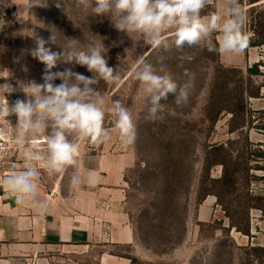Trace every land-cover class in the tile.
Masks as SVG:
<instances>
[{
	"label": "rangeland",
	"instance_id": "374dc122",
	"mask_svg": "<svg viewBox=\"0 0 264 264\" xmlns=\"http://www.w3.org/2000/svg\"><path fill=\"white\" fill-rule=\"evenodd\" d=\"M243 8L249 44L263 41L264 0H243ZM211 12L226 16L225 0H208L201 16ZM174 31L165 32L166 43L153 48L142 35L128 37L110 20L94 17L77 0H0V84L7 77L14 87L17 81L44 83L45 65L30 55L35 37L54 52L60 46L67 50L68 38L79 39L81 46L103 42L109 66L121 76L112 84L97 77L95 85L105 102L107 142L78 139L77 165L64 173L40 168L35 202L18 204L0 188L12 204L7 222L15 225L19 214H55L89 223L90 238L50 246L41 242L39 248L25 241L22 252L9 239L0 264H264V214L253 208L246 219L242 212L248 188L264 191V44H248L239 54L210 52L206 44L177 48ZM211 39L218 47L220 34ZM141 60L180 81L185 69L193 72L188 105L176 107L170 94L161 103L175 108V115L146 119L149 97L132 71ZM73 70L91 76L84 67ZM229 83L235 86L229 89ZM17 98L24 94L7 97L10 104ZM116 100L136 125L132 145L122 142L115 127L110 109ZM9 119L14 125L16 118ZM12 124L0 121L1 179L26 163L13 143ZM35 142L44 148L43 137ZM232 163L240 180L227 190V165ZM247 170L257 177L249 185ZM73 174L81 177L77 187L69 182ZM90 175L97 178L94 187L87 183ZM233 220L241 229L249 227L250 234L239 231Z\"/></svg>",
	"mask_w": 264,
	"mask_h": 264
},
{
	"label": "clouds",
	"instance_id": "9594fccd",
	"mask_svg": "<svg viewBox=\"0 0 264 264\" xmlns=\"http://www.w3.org/2000/svg\"><path fill=\"white\" fill-rule=\"evenodd\" d=\"M77 3L85 10L90 9L94 17L110 20L116 30L128 37L134 33L142 35L143 43L153 48L166 43L163 34L170 29L175 30L173 42L177 48L206 44L210 52L239 54L249 44L243 31L247 17L240 0H225L226 16L216 12L201 16L208 0H77ZM216 32L221 37L218 47L211 39ZM51 40L56 43V36ZM35 43L30 55L45 65L44 83L17 81L14 87L7 77L0 84V121L12 124L9 118H16L12 124L13 143L26 161L21 170L0 179V185L18 204L36 201L40 168L64 173L76 167L78 139L102 144L111 138L104 127L105 102L95 85L97 77L107 84L121 79L117 67L109 66L103 42L81 46L79 39L68 38L67 50L59 45L61 50L57 52L47 48L42 38L35 37ZM180 59L183 61V57ZM58 66H64L63 70L53 71ZM76 66L86 68L91 76L74 71ZM24 70L27 71L26 67ZM132 71L149 97L146 119H163L159 114L165 112L175 115V108L161 103L170 94L176 107L188 105L194 88L193 72L185 69L180 81L170 71L161 69L158 73L151 63L143 60ZM56 80L61 83L55 84ZM234 86L228 84L229 89ZM17 91L24 94V99L17 98L10 104L7 97ZM110 112L122 142L126 146L134 144L136 125L129 110L116 100ZM38 137L44 138V148L35 142ZM69 182L77 187L81 177L73 174ZM87 183L94 187L97 178L90 175Z\"/></svg>",
	"mask_w": 264,
	"mask_h": 264
},
{
	"label": "crops",
	"instance_id": "0c3cea01",
	"mask_svg": "<svg viewBox=\"0 0 264 264\" xmlns=\"http://www.w3.org/2000/svg\"><path fill=\"white\" fill-rule=\"evenodd\" d=\"M1 179V178H0ZM3 186L0 185V188ZM11 203L8 202L5 195L0 194V256H4L8 252L7 242L13 240L12 245L18 252L23 251L25 241L35 243V247L39 248L41 244L54 245L57 242L70 243L86 241L91 236V225L79 219L72 220L69 217L53 215H45L39 218L35 214H19L15 219V225L7 222L5 217ZM15 231L10 235L11 230ZM10 231V232H9ZM29 235V238L26 236ZM27 239H26V238ZM16 252V254H17Z\"/></svg>",
	"mask_w": 264,
	"mask_h": 264
},
{
	"label": "trees",
	"instance_id": "16d2710c",
	"mask_svg": "<svg viewBox=\"0 0 264 264\" xmlns=\"http://www.w3.org/2000/svg\"><path fill=\"white\" fill-rule=\"evenodd\" d=\"M240 3L243 6V0H240ZM214 5H215V2H213L211 6H214ZM261 44H264V40L250 43L249 46H257ZM258 156H262V155H258ZM255 178H257L256 175L250 174L249 170L246 171L245 179H246L247 185H249L251 183V180ZM239 180H240L239 170H238V166L236 165V163H232L229 166L227 165V190L228 188H236L237 185L239 184ZM253 208L260 210L262 214H264V191L262 190L258 193H255L254 190L248 188L245 193V207L244 209H242V212L244 216H246V219H248L249 211ZM229 210L230 208L227 206V212H229V215L232 216ZM232 223L234 226L237 227L239 231H242L244 234H247V235L250 234L249 227L246 229H241L239 225L234 223V220L232 221ZM259 248L260 247H255L254 249L258 250Z\"/></svg>",
	"mask_w": 264,
	"mask_h": 264
}]
</instances>
